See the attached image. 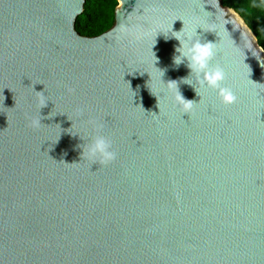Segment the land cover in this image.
<instances>
[{
	"label": "water",
	"instance_id": "water-1",
	"mask_svg": "<svg viewBox=\"0 0 264 264\" xmlns=\"http://www.w3.org/2000/svg\"><path fill=\"white\" fill-rule=\"evenodd\" d=\"M116 1L85 37V0H0V264H264L263 49L222 0ZM96 135L115 162L82 159Z\"/></svg>",
	"mask_w": 264,
	"mask_h": 264
},
{
	"label": "clouds",
	"instance_id": "clouds-1",
	"mask_svg": "<svg viewBox=\"0 0 264 264\" xmlns=\"http://www.w3.org/2000/svg\"><path fill=\"white\" fill-rule=\"evenodd\" d=\"M264 4V0H261ZM183 30V29H182ZM181 30V31H182ZM123 31V30H122ZM179 40V38H176ZM180 41V40H179ZM181 47L177 48V52L180 53L184 58L189 60L188 67L191 73L197 74V76H202L199 83L201 87L207 86L208 88L217 90L221 102L225 106H231L237 102V96L228 87H223L222 84L226 79V73L222 67L217 66L215 68H210L211 61L215 56V49L212 42L200 43L199 41L187 48L186 52H181L184 47L180 41ZM174 63L179 66L182 60L179 56L174 58ZM186 78L185 80H188ZM175 83V82H170ZM70 91H74L71 90ZM41 94L40 108L47 106V100L44 98V92H38ZM199 96L198 91L196 90ZM179 104L184 110V114H190L194 101L186 100L181 94L177 96ZM41 125V120L32 121L31 126L38 128ZM102 128V125L99 126ZM82 159H91L93 164L99 163L101 166H107L117 159V152L113 150V145L111 140H109L104 135H96L95 139L86 147L83 148Z\"/></svg>",
	"mask_w": 264,
	"mask_h": 264
},
{
	"label": "trees",
	"instance_id": "trees-1",
	"mask_svg": "<svg viewBox=\"0 0 264 264\" xmlns=\"http://www.w3.org/2000/svg\"><path fill=\"white\" fill-rule=\"evenodd\" d=\"M233 9L254 34L264 51V4L261 0H222ZM116 0H85L83 12L76 18L75 30L85 37H95L107 31L114 20Z\"/></svg>",
	"mask_w": 264,
	"mask_h": 264
}]
</instances>
